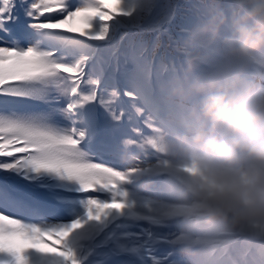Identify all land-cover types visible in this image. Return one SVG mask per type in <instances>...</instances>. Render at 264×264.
I'll list each match as a JSON object with an SVG mask.
<instances>
[{
    "label": "snow or ice",
    "instance_id": "snow-or-ice-1",
    "mask_svg": "<svg viewBox=\"0 0 264 264\" xmlns=\"http://www.w3.org/2000/svg\"><path fill=\"white\" fill-rule=\"evenodd\" d=\"M142 3L19 0L30 42L22 46L0 36V264H117L122 255L131 259L119 264H176L170 244L180 209L166 197L163 177L153 197L135 195L118 151V163H110L89 148V105L107 104L114 118L126 117L144 132L132 112L146 97L143 82L121 92L97 69L101 48L118 30L142 26ZM17 6V0H0V34H10L9 25L19 20ZM146 55L135 50L126 60L141 66ZM121 95L133 103L117 112ZM61 98L66 105L53 107ZM56 113L70 126L59 125ZM24 188L44 190L47 200L37 201ZM161 246L168 251L158 255ZM217 253L264 264V241L231 238Z\"/></svg>",
    "mask_w": 264,
    "mask_h": 264
},
{
    "label": "clouds",
    "instance_id": "clouds-1",
    "mask_svg": "<svg viewBox=\"0 0 264 264\" xmlns=\"http://www.w3.org/2000/svg\"><path fill=\"white\" fill-rule=\"evenodd\" d=\"M202 4L173 43L178 61L141 65L146 97L132 112L147 131L130 126L117 158L135 195L153 197L163 177L180 209L176 264H242L213 251L231 238L264 241V0Z\"/></svg>",
    "mask_w": 264,
    "mask_h": 264
},
{
    "label": "trees",
    "instance_id": "trees-1",
    "mask_svg": "<svg viewBox=\"0 0 264 264\" xmlns=\"http://www.w3.org/2000/svg\"><path fill=\"white\" fill-rule=\"evenodd\" d=\"M19 0H17V8L15 10L16 14L23 13V10L19 7ZM189 1V2H188ZM82 0H76V3H81ZM129 3L133 2V0H128ZM188 4L191 8L186 12L178 11L181 7ZM143 10H146V15H144V22L142 26L138 29H126L121 28L118 30L113 37L111 45L106 47H102L101 57L105 60H108L110 57H113L116 54H123L128 56L131 51L146 49V45L149 44L151 46L149 53L155 51V54L160 51L161 57L159 62L168 63V61L164 60L162 55L164 52L162 49H165V45H160L163 43H167L165 38L162 36V29H166L168 34L173 36L170 37L171 44L173 45L174 41L180 38V35H177V30L183 29L184 24L187 21L194 22L192 27L199 21L198 14L203 10L204 5L202 4V0H143L141 5ZM199 10V11H198ZM174 14L176 15L174 17ZM55 15V14H53ZM29 29L24 27L23 34L18 39H11L6 34H0L7 41H17L20 45L25 46L30 42ZM129 31V33H127ZM176 34V35H175ZM103 44V42H100ZM0 46H4L0 44ZM104 48V49H103ZM107 53V54H106ZM174 55V54H173ZM150 56H152L150 54ZM148 56V58L150 57ZM148 58H145L147 61ZM169 58V57H168ZM141 66H135V70L130 75L128 80V87L133 84L135 81L139 79V69ZM97 69L100 70L97 65ZM41 107L40 104L37 105ZM56 107H60V103H55ZM56 122L60 119L65 121V118L59 113L55 114ZM62 126V125H61ZM115 153V152H114ZM96 157V156H95ZM97 158V157H96ZM98 159V158H97ZM110 163H116L117 158L114 154V157L110 160H105ZM159 254V251L157 253ZM128 259L122 258L121 261H127Z\"/></svg>",
    "mask_w": 264,
    "mask_h": 264
},
{
    "label": "rangeland",
    "instance_id": "rangeland-1",
    "mask_svg": "<svg viewBox=\"0 0 264 264\" xmlns=\"http://www.w3.org/2000/svg\"><path fill=\"white\" fill-rule=\"evenodd\" d=\"M24 27H25V23L23 25V28H22V31L19 33V34H15V35H12L11 33L10 34H6L9 38L11 39H18L22 36L23 34V31H24ZM100 43V42H99ZM127 67L128 65H124L120 70H118L117 72L119 73H125L126 70H127ZM105 71V70H104ZM121 100L124 102L125 100L122 98L121 96ZM126 102V101H125ZM55 103H60V107H64L66 105V100H64L63 98H61L60 100L56 101ZM55 103L52 105L53 107H56L55 106ZM41 109H47L48 106L47 105H44V104H40ZM94 110H91V112H93ZM55 118V117H54ZM56 120V118H55ZM90 124H91V142L89 144V148H90V152H92V146L95 142V140L97 139L96 136L99 134V139H102L103 141H110V140H119L121 139V136L122 135H133L131 132H130V127H127L126 126V122L123 120L122 123H120L119 125H110V128L109 130H105V129H102V126L99 125V131L97 132V128H98V125H97V119L95 117V115H93L92 118L88 119ZM58 122H60V125L62 126H70V122L67 121L65 119V121L63 119H60ZM144 131H147L146 129H144ZM94 154V153H93ZM95 155V154H94ZM118 163V162H116ZM122 258H117V264H119V262L121 261Z\"/></svg>",
    "mask_w": 264,
    "mask_h": 264
}]
</instances>
